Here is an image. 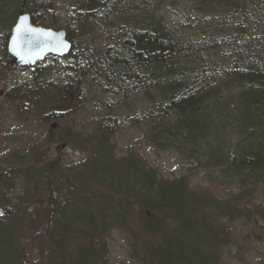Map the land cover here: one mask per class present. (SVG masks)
<instances>
[{"label": "rangeland", "instance_id": "rangeland-1", "mask_svg": "<svg viewBox=\"0 0 264 264\" xmlns=\"http://www.w3.org/2000/svg\"><path fill=\"white\" fill-rule=\"evenodd\" d=\"M202 3L107 0L100 13L87 18L75 7L76 0H0L1 201L16 203L35 186L45 195L48 177L32 180L24 175L25 168L58 161L68 178L86 171L98 141L105 137L115 158L132 152L160 180L184 178L190 191L204 192L215 200L199 208L219 229L215 244H197L209 254L208 264H264V169L236 170L234 166V159L244 151L255 148L256 156L264 153V138L242 127L238 113L234 79L247 58V22L243 14L232 20ZM23 6L26 12L35 10L45 17L43 27L55 24L51 29L68 32L76 42L80 70L70 69L69 79L59 76L53 63L45 60L34 73L26 74L30 80L25 86L15 85L6 94L1 84L6 58L12 66L7 39ZM153 18L163 19L180 46V67L196 76L199 89L211 91L189 138L180 136L178 129L171 135L163 132L167 122L152 112L162 98L147 90L143 71L137 78L127 73L122 80L102 71L109 53L120 50L133 31L145 28ZM69 95L73 106L56 113ZM170 122L177 125L174 116ZM105 213L109 225L101 264H161L152 262L148 254L153 240L143 229L147 213L133 208L127 229L108 207ZM18 219L10 235L28 220L24 211ZM7 223L0 218V232ZM14 232L12 237L17 235ZM33 250L19 264H43L41 252Z\"/></svg>", "mask_w": 264, "mask_h": 264}, {"label": "trees", "instance_id": "trees-1", "mask_svg": "<svg viewBox=\"0 0 264 264\" xmlns=\"http://www.w3.org/2000/svg\"><path fill=\"white\" fill-rule=\"evenodd\" d=\"M106 1L76 0L75 7L84 17L91 18L104 9ZM202 2L211 10L219 9L217 14L232 20L240 19V14L244 15L247 22L244 39L247 58L234 79L238 85V113L242 127L247 128L252 136L259 132V136L264 138V0ZM19 10L29 14L34 25H45V17L35 10L26 12L24 6ZM51 26L45 27L51 29ZM64 31L72 43L68 56H47L28 68H14L6 58L3 83L1 80L4 93L7 94L15 85L25 86L34 68L45 60L53 63L59 76L69 79L70 69L80 70L81 59L76 42ZM180 53V46L165 27L163 19L153 18L145 28L133 31L120 50L113 55L109 53L104 59L107 68L102 70L100 62L97 66L108 77L117 75L120 80L127 73L137 78L138 72L143 71L147 75V90L162 98L153 106L152 112L159 121L167 122V129L163 132L171 135L178 129L180 136L189 138L197 128L203 114L202 106L207 103L211 91L199 89L196 76L189 75L180 67ZM63 63L69 64V67ZM27 73L30 74L27 76ZM72 101L73 96H67L56 113L61 114L67 106L72 107ZM173 116L175 126L170 122ZM234 166L236 170H245L249 166L255 171L262 170L264 153L256 156L255 148L244 151L243 155L234 159ZM253 170L251 172H255ZM22 171L32 180L37 176L48 177L47 189L42 196L35 186L31 192L26 190L16 203L9 205L0 198V218L8 222L0 232V264H19L21 259L31 256L33 249L41 252L43 264H101L103 252L107 249L104 237L109 225L105 207L113 212L125 229L133 208L149 215L147 218L143 216V229L153 240L148 252L152 262L208 264L209 254L198 246L199 242L210 246L219 238L216 224L199 210L201 206L215 201L210 195L190 191L184 178L160 180L155 171L145 167L132 152L115 158L105 137L98 141L84 172H75L68 178L58 161ZM41 196L44 200L39 202L38 197ZM20 211H24L28 220L12 237L14 231L11 235L10 232L19 220ZM186 235L189 240L183 239Z\"/></svg>", "mask_w": 264, "mask_h": 264}, {"label": "water", "instance_id": "water-1", "mask_svg": "<svg viewBox=\"0 0 264 264\" xmlns=\"http://www.w3.org/2000/svg\"><path fill=\"white\" fill-rule=\"evenodd\" d=\"M24 30L21 34L17 29ZM72 50V43L64 30L36 26L27 13L20 12L11 29L7 54L14 68H28L43 61L47 56L65 57Z\"/></svg>", "mask_w": 264, "mask_h": 264}, {"label": "snow or ice", "instance_id": "snow-or-ice-1", "mask_svg": "<svg viewBox=\"0 0 264 264\" xmlns=\"http://www.w3.org/2000/svg\"><path fill=\"white\" fill-rule=\"evenodd\" d=\"M23 31H24V30H22V29H19V28L17 29V33H18V34H21Z\"/></svg>", "mask_w": 264, "mask_h": 264}]
</instances>
